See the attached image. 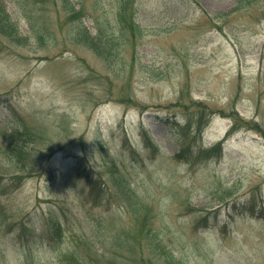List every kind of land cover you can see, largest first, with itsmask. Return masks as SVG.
I'll return each mask as SVG.
<instances>
[{"label": "rangeland", "instance_id": "1", "mask_svg": "<svg viewBox=\"0 0 264 264\" xmlns=\"http://www.w3.org/2000/svg\"><path fill=\"white\" fill-rule=\"evenodd\" d=\"M0 177V264H264V0H0Z\"/></svg>", "mask_w": 264, "mask_h": 264}, {"label": "trees", "instance_id": "2", "mask_svg": "<svg viewBox=\"0 0 264 264\" xmlns=\"http://www.w3.org/2000/svg\"><path fill=\"white\" fill-rule=\"evenodd\" d=\"M68 4L69 3H66L67 8L69 6ZM68 19L71 20L70 18ZM1 27L5 29L3 31L8 35L16 34L10 30L11 27H10L9 21H3ZM96 38H97L96 36L91 35L88 31H86L82 35V40L87 45L91 46L97 54L104 57L105 49H107L105 48L104 45H106L107 41H104V42L99 41L97 43ZM203 124L204 123L201 124V121H200L199 127ZM1 179L2 178L0 177V181ZM97 184H98V181H97ZM96 185L93 183L91 186V188L93 189L92 195H94L95 193L94 191L96 190ZM108 191L109 190H107V193L105 194V191L102 190L98 195V199H101V198L103 199L106 196H108ZM120 193L123 194L122 192ZM124 193L127 194L126 191ZM234 205L231 207H234L235 210L242 216H245L246 214H250V217L258 218V216H260L264 212L263 211L264 209V198L263 197H260L259 199H257L256 197V200L253 197L251 200H249L247 203H244L242 206L241 204H238L237 202H235ZM194 210H196V215H197L198 214L197 211L200 209H194ZM210 214L211 212H209L205 216L200 215L199 217H195L197 218V221L195 223L196 230H198L201 227H209V225H214L220 222L219 218L216 215H213L214 217H212L210 216ZM210 217H212V220ZM154 218H155L154 213H153V216L151 217L147 216L144 222L141 224L140 228L137 230L138 231L137 235L140 234L139 236L136 237L138 239V242L136 243V245H133L132 247V248L135 247V250L138 252V255H139L136 264H172L173 262H175L174 261L175 257L172 251L166 245H164V240L160 232L154 228V225H153ZM231 218L232 216L230 217V219ZM230 219H227L224 223L229 225ZM31 222H32V228L29 226V223L25 220L10 221L8 219H4L3 224L7 226V230L3 235H0V260L6 259V255H7L6 248L3 247L1 244V237L13 231L20 230L21 232H23V235L25 236L24 237V241H25L26 237H31L32 235H34V232L31 233V230H35L36 225L33 220H31ZM261 223H264V221H261ZM54 226L55 228L58 229V236L61 238L65 234V228L63 226H60L58 223ZM24 245L25 244L22 243L20 246V249H22ZM30 256H31V253L29 252L28 254L25 255V258L28 259ZM65 258L68 259V261L70 260L71 264H96V260H94V257L82 258L78 254V252H76V247L75 249H73L72 252L66 254ZM106 262H107L106 264H114L111 258H109ZM176 263H179V262H176Z\"/></svg>", "mask_w": 264, "mask_h": 264}]
</instances>
